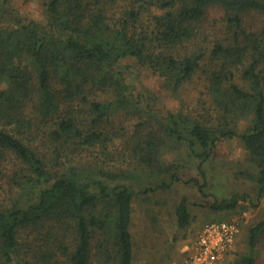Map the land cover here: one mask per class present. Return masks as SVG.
Wrapping results in <instances>:
<instances>
[{
  "label": "trees",
  "instance_id": "1",
  "mask_svg": "<svg viewBox=\"0 0 264 264\" xmlns=\"http://www.w3.org/2000/svg\"><path fill=\"white\" fill-rule=\"evenodd\" d=\"M43 6L42 22L0 23V174L18 194L13 205L0 207V264H93V255L97 264H135L136 200L180 181L176 167L161 159L164 138L141 140L135 150L142 166L134 172L72 165L70 158L71 150L73 156L114 142L105 125L131 102L117 68L125 58L150 67L172 92L201 74L205 91L197 107L169 113L161 131L194 152L201 148L206 181L204 164L217 145L239 138L251 164L244 175L256 184L258 202L264 197V25L247 20L264 18V0H44ZM212 9L219 14L208 23ZM167 174L169 181H151ZM147 179L143 189L130 182ZM206 185L200 191L215 211L250 198L246 192L220 198ZM175 215L180 228L189 226L186 202ZM263 233L264 221L252 226L249 253L232 264H257Z\"/></svg>",
  "mask_w": 264,
  "mask_h": 264
},
{
  "label": "rangeland",
  "instance_id": "2",
  "mask_svg": "<svg viewBox=\"0 0 264 264\" xmlns=\"http://www.w3.org/2000/svg\"><path fill=\"white\" fill-rule=\"evenodd\" d=\"M44 0H12L7 5H0V23L6 26L18 24L20 20L42 22ZM219 10L212 9L207 22L218 17ZM248 21L261 27L264 18L254 14ZM207 24L208 27L211 25ZM210 30V29H209ZM117 68L122 71L128 85L130 104L117 109L112 114V123L105 125L109 129L108 148L98 144L83 148L72 156V165H83L89 168L100 167L101 171L140 170L139 150L137 145L151 135L163 137L161 159L168 165H174L180 181L170 189L158 190L139 197L135 202L132 232L135 240V264H185L190 258L201 229L210 222L234 220L240 224L241 231L234 246L224 258L215 264H232L249 253L247 244L249 229L264 221V197L256 199V184L246 178L244 171L251 168L247 151L239 138L219 143L212 159L204 164L207 181L200 170L201 158L191 150L187 142H179L161 131L160 122L169 113H176L184 107L192 110L197 107L205 82L201 74L184 84L178 91L172 92L165 82L150 67L139 64L133 58L121 60ZM101 98H107L101 94ZM247 122H242L240 130L245 129ZM8 170L13 171L17 165L11 158ZM12 173V172H11ZM143 175V174H142ZM0 174V207L11 206L18 199V194L11 190L10 180ZM169 181L167 174L151 181ZM120 181L124 182V179ZM147 180L130 181L139 189L146 187ZM111 184L116 183L109 180ZM206 193L218 197H228L234 192L249 193L250 198L232 210L215 211L208 206V201L199 188L204 184ZM184 201L188 204L192 219L187 228H180L175 215L176 207ZM258 203L256 206L255 204ZM205 204L206 206H203ZM96 252V251H95ZM257 264H264V233L255 250ZM98 258L93 255V264Z\"/></svg>",
  "mask_w": 264,
  "mask_h": 264
},
{
  "label": "built area",
  "instance_id": "3",
  "mask_svg": "<svg viewBox=\"0 0 264 264\" xmlns=\"http://www.w3.org/2000/svg\"><path fill=\"white\" fill-rule=\"evenodd\" d=\"M240 231V224L234 220L207 223L201 229L194 250L185 264L217 263L234 246Z\"/></svg>",
  "mask_w": 264,
  "mask_h": 264
}]
</instances>
